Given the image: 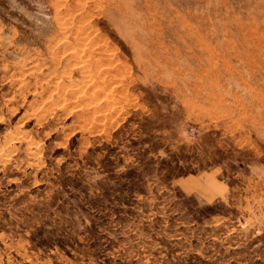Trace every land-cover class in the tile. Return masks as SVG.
I'll return each mask as SVG.
<instances>
[{"label":"rangeland","instance_id":"rangeland-1","mask_svg":"<svg viewBox=\"0 0 264 264\" xmlns=\"http://www.w3.org/2000/svg\"><path fill=\"white\" fill-rule=\"evenodd\" d=\"M0 264H264V0H0Z\"/></svg>","mask_w":264,"mask_h":264},{"label":"built area","instance_id":"built-area-1","mask_svg":"<svg viewBox=\"0 0 264 264\" xmlns=\"http://www.w3.org/2000/svg\"><path fill=\"white\" fill-rule=\"evenodd\" d=\"M197 134L195 132L192 131V136H196Z\"/></svg>","mask_w":264,"mask_h":264}]
</instances>
